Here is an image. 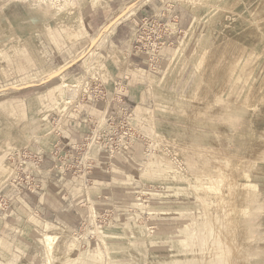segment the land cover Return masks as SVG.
I'll return each mask as SVG.
<instances>
[{"label": "rangeland", "instance_id": "obj_1", "mask_svg": "<svg viewBox=\"0 0 264 264\" xmlns=\"http://www.w3.org/2000/svg\"><path fill=\"white\" fill-rule=\"evenodd\" d=\"M138 1L0 0V264H264V0ZM153 16L161 70L121 72ZM27 112V136L4 120Z\"/></svg>", "mask_w": 264, "mask_h": 264}, {"label": "built area", "instance_id": "obj_2", "mask_svg": "<svg viewBox=\"0 0 264 264\" xmlns=\"http://www.w3.org/2000/svg\"><path fill=\"white\" fill-rule=\"evenodd\" d=\"M138 25L137 32L123 46L124 52L120 51L123 54L120 55L122 63L130 65L135 59H141L149 71L158 72L174 46L170 41L175 36L174 29L170 27L169 21L162 22L155 16L143 18ZM23 153L25 152L13 156L14 159H18Z\"/></svg>", "mask_w": 264, "mask_h": 264}, {"label": "crops", "instance_id": "obj_3", "mask_svg": "<svg viewBox=\"0 0 264 264\" xmlns=\"http://www.w3.org/2000/svg\"><path fill=\"white\" fill-rule=\"evenodd\" d=\"M138 4V10L137 13H140V16H151V15H156L157 12L160 10V7L157 6V4L154 3V1L152 0H139L137 2ZM115 5L117 6L118 4L115 3ZM124 4H120L117 6L121 7ZM182 6H184L183 13L178 11V6H175L173 9V15H176L177 17V21H178V25H182L184 28H189V26L192 25V23L194 22V18H195V14L190 10L191 8H187L185 5L181 4ZM111 7L113 10H115L111 4ZM113 36H115L119 42H124L127 38H128V34H124L121 31V27L117 26L116 30L114 31ZM83 58H85V56H83V53L81 54V56H79L78 60H82ZM123 68L120 70L121 72H127L129 70L130 65H122ZM74 67V65L69 64V67L66 69V71H69ZM191 76H188L189 81L191 79ZM188 84V81L185 82V85ZM31 87V86H30ZM33 87V86H32ZM9 89V88H6ZM6 89H2L6 90ZM4 92H8V91H4ZM3 92V93H4ZM27 97H25L26 100ZM28 112L20 115V116H16L13 115L12 116H8L7 118H5V122L9 125L12 126V128L16 129L18 132L22 131V134H25V136H27V134L29 133V129L31 126V120L30 118H28ZM18 134V133H17ZM15 135V140L17 137L22 136L20 133L17 135ZM30 134V133H29ZM3 142V141H1ZM7 142H10V140H7ZM16 142H11L10 145H14ZM58 235V234H57ZM55 249V248H54ZM171 251V250H168ZM190 251V249H189ZM186 250H184V255L183 257L180 255V258L182 257V259H178L176 260V256H175V252H172V254L169 256V259L167 261H161V260H154L152 258V255H147L145 254V256H143L144 260L141 262L142 264H192L191 259L190 258H186ZM174 255V256H172Z\"/></svg>", "mask_w": 264, "mask_h": 264}, {"label": "bare ground", "instance_id": "obj_4", "mask_svg": "<svg viewBox=\"0 0 264 264\" xmlns=\"http://www.w3.org/2000/svg\"><path fill=\"white\" fill-rule=\"evenodd\" d=\"M73 5L75 4V2L74 3H72ZM47 7V6H46ZM50 9H51V6L49 7ZM65 11V10H64ZM127 16V15H126ZM131 16V15H130ZM120 24V23H119ZM118 23L116 24V23H112L111 24V26H110V28L108 27V28H106L105 30H109V29H111V30H113V33H114V31L116 30V28H117V26L119 25ZM104 32V31H103ZM206 51V50H205ZM85 55H87V54H84L83 56H85ZM103 123H104V121H103ZM260 147V146H259ZM263 147V146H262ZM264 148V147H263ZM256 156V155H255ZM225 157V156H224ZM227 159V158H226ZM241 160H243V159H241ZM221 171V170H220ZM244 175V174H243ZM233 176H235V175H233ZM239 177V176H238ZM246 177V176H245ZM247 178V177H246ZM211 180H212V185L215 183L214 182V180L212 179V177H211ZM226 183V181H223L222 180V183ZM242 191V190H241ZM245 191V190H244ZM243 191V192H244ZM243 192H241V193H243ZM247 201V200H246ZM245 201V202H246ZM234 208V207H233ZM222 209V208H221ZM230 216V215H229ZM227 222V221H226ZM215 229H216V227H215ZM217 230V229H216ZM220 231V230H219ZM228 234V233H227ZM57 237H58V235L57 234H47L46 235V242H47V247H48V251H50V252H52L53 250H54V248H55V243H56V240H57ZM218 238L221 240V243H224L223 241H224V237L223 236H221L219 233H218ZM225 244V243H224ZM227 248H223V250H222V252H220V257L222 258V259H226V260H229L230 259V261H231V256L232 257H235V256H237L238 255V251H235L236 249H235V247H234V249L235 250H232L231 249V247L228 245V243H227ZM239 248V247H238ZM235 252H237V253H235ZM245 257V256H244ZM49 260V259H48ZM207 260H208V258H207ZM231 263V262H230ZM201 264H205V263H201Z\"/></svg>", "mask_w": 264, "mask_h": 264}]
</instances>
